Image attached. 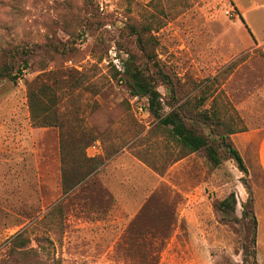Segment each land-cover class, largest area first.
Masks as SVG:
<instances>
[{
  "label": "rangeland",
  "instance_id": "374dc122",
  "mask_svg": "<svg viewBox=\"0 0 264 264\" xmlns=\"http://www.w3.org/2000/svg\"><path fill=\"white\" fill-rule=\"evenodd\" d=\"M147 2L162 23L152 33L155 62L177 97H199L204 80L219 74L207 101H221L245 131H264V58L253 41L264 36V0H236L240 16L234 0H0V62L2 50L15 66L23 50L28 61L15 81L0 77V264H250L241 204L261 181L257 167L250 158L246 173L231 160L214 165L203 148L176 160L146 100L131 96L124 75L112 76L126 58L116 49L119 32ZM53 34L81 50L60 76L98 64L97 93L74 95L102 162L69 196L61 192L58 129L33 126L27 101V84L52 67L45 46ZM254 247L264 264L257 235Z\"/></svg>",
  "mask_w": 264,
  "mask_h": 264
},
{
  "label": "trees",
  "instance_id": "16d2710c",
  "mask_svg": "<svg viewBox=\"0 0 264 264\" xmlns=\"http://www.w3.org/2000/svg\"><path fill=\"white\" fill-rule=\"evenodd\" d=\"M90 6L83 9V14L90 13L91 19H94V9ZM233 9L240 16L236 8ZM143 10L141 18L127 19L119 32L116 49L126 55V58H121L122 71L112 65V76L119 78L120 75H124L123 80L127 82L131 96L146 100L149 112L157 121L155 132L178 149L179 155L176 160L203 148L207 158L214 165H219L223 160H231L240 172L246 173L244 161L230 138L231 134L245 131L246 128L236 124L221 101L214 98L207 101L215 90L211 87L214 84L219 86L224 76L218 74L205 79L206 89L203 94L181 101L177 97L175 82L155 62V39L152 33L160 28L162 23L156 15L149 14V2L143 6ZM77 31L79 35L84 28L80 27ZM72 35L69 32V38H72ZM45 49L52 67L40 72L34 82L27 84L29 117L35 127H57L61 192L62 195L69 196L76 188L93 179V174L97 172L102 162L86 154V148L97 139V136L77 116L81 102L74 95L79 88L87 89L91 95L97 93L93 77L97 73L98 64L94 62L82 72L74 67L66 68L63 76H60L59 71L64 67V63L67 61L76 63V57L81 50L72 39L60 40L55 34L48 39ZM2 52L0 77L15 81L17 74L28 67L27 59L22 56L25 50L21 51L22 62L17 66L6 52L3 50ZM151 65L155 68L152 69ZM230 69L232 67L228 72ZM159 87L164 89V94L160 92ZM165 106L168 108L167 111H164ZM247 194V199L241 204V218L244 220L248 218L251 223L252 248L249 258L250 264H256L254 246L257 221L253 211V196L249 190ZM232 203L234 204V200ZM226 206L227 200L219 204L223 210ZM61 210L59 206L51 211L56 214Z\"/></svg>",
  "mask_w": 264,
  "mask_h": 264
},
{
  "label": "crops",
  "instance_id": "0c3cea01",
  "mask_svg": "<svg viewBox=\"0 0 264 264\" xmlns=\"http://www.w3.org/2000/svg\"><path fill=\"white\" fill-rule=\"evenodd\" d=\"M235 1L234 7L238 14H243L241 6ZM255 44L261 48V52L264 58V36L260 41H256L253 38ZM57 153H58V134L55 135ZM231 139L236 149L239 151L245 166H248L246 158H250L252 164L257 167V171L260 173L261 181L253 188V211L256 217V235H257V249L258 254L262 253L264 258V131L259 133L258 129L237 132L231 135ZM98 142V141H97ZM94 152L90 148H86V154L89 157L101 155L103 151ZM247 168V167H246Z\"/></svg>",
  "mask_w": 264,
  "mask_h": 264
},
{
  "label": "built area",
  "instance_id": "2783aa9c",
  "mask_svg": "<svg viewBox=\"0 0 264 264\" xmlns=\"http://www.w3.org/2000/svg\"><path fill=\"white\" fill-rule=\"evenodd\" d=\"M228 13V11H226ZM88 148L92 149L94 152H98L100 150V145L98 142H94L88 146Z\"/></svg>",
  "mask_w": 264,
  "mask_h": 264
}]
</instances>
